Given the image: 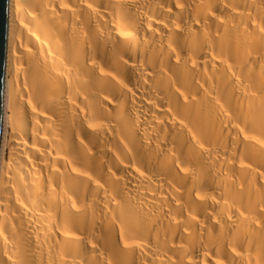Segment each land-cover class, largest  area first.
<instances>
[{
    "label": "bare ground",
    "instance_id": "obj_1",
    "mask_svg": "<svg viewBox=\"0 0 264 264\" xmlns=\"http://www.w3.org/2000/svg\"><path fill=\"white\" fill-rule=\"evenodd\" d=\"M0 264H264V0H8Z\"/></svg>",
    "mask_w": 264,
    "mask_h": 264
},
{
    "label": "water",
    "instance_id": "obj_2",
    "mask_svg": "<svg viewBox=\"0 0 264 264\" xmlns=\"http://www.w3.org/2000/svg\"><path fill=\"white\" fill-rule=\"evenodd\" d=\"M8 0H0V140L2 130V96L7 39Z\"/></svg>",
    "mask_w": 264,
    "mask_h": 264
},
{
    "label": "rangeland",
    "instance_id": "obj_3",
    "mask_svg": "<svg viewBox=\"0 0 264 264\" xmlns=\"http://www.w3.org/2000/svg\"><path fill=\"white\" fill-rule=\"evenodd\" d=\"M8 135H9V131L7 133V137H8ZM7 137H6V140H5V149H6V152H5L6 153V155H5V157H6L5 165H7V162H8Z\"/></svg>",
    "mask_w": 264,
    "mask_h": 264
}]
</instances>
